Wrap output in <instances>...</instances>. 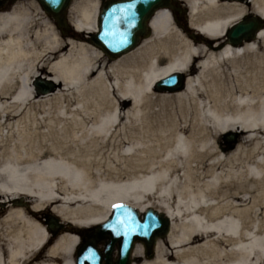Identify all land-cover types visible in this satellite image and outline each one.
<instances>
[{"label": "bare ground", "instance_id": "obj_1", "mask_svg": "<svg viewBox=\"0 0 264 264\" xmlns=\"http://www.w3.org/2000/svg\"><path fill=\"white\" fill-rule=\"evenodd\" d=\"M178 1L186 19L159 9L152 36L113 60L89 38L100 0H73L67 32L35 0H0V264H75L79 229L104 224L119 203L172 222L154 258L140 245L133 264H264V200L244 188L264 169V29L222 44L243 19L264 20V0ZM179 73L184 90L155 92ZM42 75L59 88L38 95ZM158 112L169 140L149 159ZM230 132L257 143L243 137L226 153L218 143ZM123 177L153 201L118 194ZM46 213L66 225L57 238Z\"/></svg>", "mask_w": 264, "mask_h": 264}, {"label": "water", "instance_id": "obj_2", "mask_svg": "<svg viewBox=\"0 0 264 264\" xmlns=\"http://www.w3.org/2000/svg\"><path fill=\"white\" fill-rule=\"evenodd\" d=\"M44 10L59 23L66 27L65 12L72 0H38ZM172 0H112L106 4L100 18V32L93 37V42L112 58L130 53L138 47L141 36L146 35L147 22L150 21L158 9L171 6ZM264 23L258 19H246L236 24L227 35V44L232 46L251 42L256 38ZM224 45V46H225ZM186 77L175 74L159 81L155 86L158 93H176L184 90ZM38 95L54 92L57 86L38 78L34 82ZM229 144L237 143L238 134L230 133L225 136ZM52 229L58 234L55 225L58 219L53 218ZM171 219L164 213L149 209L143 215L126 204H116L110 219L96 228L101 237H111L119 244V261L116 264H130L132 252L137 243H142L148 254H153L157 241L165 238L171 229ZM114 242L107 249L108 264ZM95 247V246H94ZM152 256V255H151ZM102 258L91 247H85L77 264H101Z\"/></svg>", "mask_w": 264, "mask_h": 264}, {"label": "rangeland", "instance_id": "obj_3", "mask_svg": "<svg viewBox=\"0 0 264 264\" xmlns=\"http://www.w3.org/2000/svg\"><path fill=\"white\" fill-rule=\"evenodd\" d=\"M35 1L38 2V0H35ZM177 3L180 5V6H178V8H180L182 10V14H181L182 17H179V18L180 19L181 18L186 19L187 13L185 11L184 6H182V3L180 1H178ZM46 16H47L48 20H51L53 24H56V22L53 20V18H51L47 14H46ZM177 16H179V15H177ZM55 26H57V24ZM70 29H71L70 31H73V27L70 26ZM90 41H91V39H90ZM43 76L44 75H42V77ZM35 79L31 83L34 90H36L34 87ZM25 85H23V86H25ZM166 115H167L166 112H158V113L153 114L148 121L149 127H148V130L146 133V147L144 150L146 152V156L149 159H151V157L153 156L158 145L166 143L169 140V138H167L165 136L164 132L162 131V128L164 126L162 123L165 121V119L167 117ZM243 137L248 138L247 139L248 141L251 139V146L250 147H255L254 144H256L257 142L254 140L255 137L253 136V134L239 133V140L242 139ZM237 145L227 144V142L224 139V136H222L220 138L219 143H218V146L222 147V150L226 153L227 152H234L235 149L237 148ZM253 151H254V149L251 148L249 150V152L244 153V157L248 158L249 155H251L253 153ZM263 152H264V150L261 151V155H260L261 160L264 159V154L262 155ZM123 178L124 179H121V182L118 181V183H117V185L122 186L120 188L121 190L118 191V194L122 195L125 199H127L128 201H131L133 203L144 204V203H148L150 201H153V199L148 197L147 193L146 194L142 193V192H140V190L139 191L134 190L135 192H131L128 190V192H127V190H125L123 188V185H127V183H129V178L128 177H123ZM245 181H246V183H245L246 185L244 188L246 190L256 191L257 199L258 200H264V169L259 168V169L255 170V172L252 175H248V177L245 178ZM26 200H28V199H25V201Z\"/></svg>", "mask_w": 264, "mask_h": 264}, {"label": "flooded vegetation", "instance_id": "obj_4", "mask_svg": "<svg viewBox=\"0 0 264 264\" xmlns=\"http://www.w3.org/2000/svg\"><path fill=\"white\" fill-rule=\"evenodd\" d=\"M104 0H101V2H103ZM45 217L47 215H44ZM48 216L46 217V221ZM79 241L81 243L82 246H95L96 251L98 252V254L100 255V257L102 258V264H107V247L109 245H112L114 240L112 239H98L97 236H94V233L91 229H85L79 232ZM78 241V242H79ZM117 242H114V249L112 251V253L110 254V261L112 263H115L118 261V249H117ZM75 258H77V256H75Z\"/></svg>", "mask_w": 264, "mask_h": 264}]
</instances>
